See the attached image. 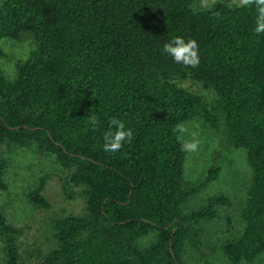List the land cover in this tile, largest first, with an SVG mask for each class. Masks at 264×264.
I'll return each mask as SVG.
<instances>
[{
  "label": "trees",
  "instance_id": "16d2710c",
  "mask_svg": "<svg viewBox=\"0 0 264 264\" xmlns=\"http://www.w3.org/2000/svg\"><path fill=\"white\" fill-rule=\"evenodd\" d=\"M196 2L0 0V42L28 32L36 43L13 77L0 68V145L54 156L67 172L64 191L72 185L85 196L84 213L54 221L57 245L38 264H209L199 248L205 223L230 198L219 193L188 207L220 170L185 178L176 126L195 118L220 132L227 148L245 150L251 169L241 224L222 243L223 255L228 264H264V35L253 33L254 7ZM176 36L196 40L199 67L162 52ZM92 115L100 121L95 130ZM112 117L134 139L106 153L102 137ZM6 169L0 157V190ZM47 179L28 193L42 209L49 207ZM18 234L0 210L7 264H17Z\"/></svg>",
  "mask_w": 264,
  "mask_h": 264
},
{
  "label": "rangeland",
  "instance_id": "374dc122",
  "mask_svg": "<svg viewBox=\"0 0 264 264\" xmlns=\"http://www.w3.org/2000/svg\"><path fill=\"white\" fill-rule=\"evenodd\" d=\"M217 1L239 5L238 0H197L196 3L199 8H207ZM35 46V40L28 32L19 41L2 40V72L13 77L16 61L25 60ZM184 86L205 96L209 101L215 98L212 90L203 88L197 82L186 81ZM181 126L184 131L179 132V137L183 142L191 141L193 135L201 141L197 152H187L184 164L186 180H196L211 166L220 167L216 180L193 197L188 207L201 205L207 197L219 193H225L230 198V204L221 207L217 217L205 223L206 232L199 244L209 264H228L223 255L222 243L241 224L240 201L243 202L251 179L245 150L227 148L222 134L198 118L188 120ZM0 157L7 160L4 176L7 189L0 190V210L7 222L20 232L17 235L16 263L38 264L57 245L53 234L54 221L67 214L84 213L85 196L81 188L72 185L66 184L64 191L62 184L65 183L67 172L61 168L54 156L39 154L34 146L8 148L0 145ZM46 176L48 179L43 184L42 194L49 202V207L42 209L29 200L28 193L37 188L40 180ZM68 193H72V197H68ZM153 239L150 235L143 238L141 243L147 245ZM262 258L264 259V254ZM0 264H7L1 242Z\"/></svg>",
  "mask_w": 264,
  "mask_h": 264
},
{
  "label": "clouds",
  "instance_id": "9594fccd",
  "mask_svg": "<svg viewBox=\"0 0 264 264\" xmlns=\"http://www.w3.org/2000/svg\"><path fill=\"white\" fill-rule=\"evenodd\" d=\"M239 6L244 8H255V27L253 33L257 36L264 35V0H238ZM219 18V12L213 14ZM162 52L172 58L176 64L182 65L185 68H197L200 64L199 45L195 39L187 41L180 36L173 37L170 41L165 42L162 47ZM89 123L92 129H97L100 121L95 115L89 118ZM108 128L103 133V150L106 153L119 152L126 143H131L134 139L133 130L126 128L124 121L112 117L108 121ZM180 132L184 131L181 125L176 126ZM201 141L193 135L191 141L182 143L181 148L185 152H197Z\"/></svg>",
  "mask_w": 264,
  "mask_h": 264
}]
</instances>
